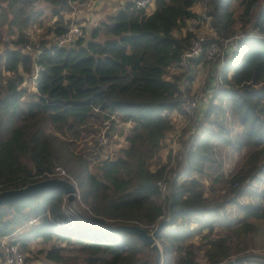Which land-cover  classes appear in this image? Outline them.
I'll use <instances>...</instances> for the list:
<instances>
[{
    "label": "trees",
    "instance_id": "16d2710c",
    "mask_svg": "<svg viewBox=\"0 0 264 264\" xmlns=\"http://www.w3.org/2000/svg\"><path fill=\"white\" fill-rule=\"evenodd\" d=\"M70 1L0 0V191L49 178L61 166L68 175L61 178L76 181L85 208L71 212L55 190L1 205L0 245L37 219L14 238L23 253H30L33 241L50 243L47 264H156L151 247L108 230L133 225L150 234L160 225V264H202L196 251H203L204 264L227 263L241 251L232 249L228 238L212 239L216 225L254 232L247 220L264 222V187L254 184L264 183V38L248 35L235 51L225 50L224 62L216 59L217 83L201 119H194L202 128L180 155L182 169L170 178L166 163L153 168L152 161L173 129L170 114L180 112L185 92L181 74L166 77L191 39L174 31L196 16L192 7L202 3L219 35L252 32L264 26V0H155L149 14L129 1L86 38L62 47L54 37L66 29ZM30 28L43 29L38 39ZM199 61L203 57L191 62ZM34 65L41 70L31 89L25 83L31 82ZM110 115L132 122L127 145L91 170L92 157L99 154L76 151L75 139L91 124L101 129ZM215 142L247 153L231 178L235 194L211 202L198 178L206 168H220ZM244 194L255 202L239 203L236 198ZM228 205H238L242 217L235 221L228 212L225 217ZM199 235L204 245L191 242Z\"/></svg>",
    "mask_w": 264,
    "mask_h": 264
},
{
    "label": "rangeland",
    "instance_id": "374dc122",
    "mask_svg": "<svg viewBox=\"0 0 264 264\" xmlns=\"http://www.w3.org/2000/svg\"><path fill=\"white\" fill-rule=\"evenodd\" d=\"M110 1H114V0H110ZM115 1L114 2L117 8L116 10H119L123 6V4H121L120 0H115ZM91 4H93L92 7H87V6L84 7L85 13H87L88 11H92L97 3L91 0ZM261 5L262 4L259 3V5L256 6L255 10L259 8ZM105 6L106 5L103 4L100 11L102 20L105 19L106 16L116 13L115 12L116 10L110 11L112 8L111 6H106L108 10L106 9ZM99 22H96V24H98ZM89 23L90 22L84 24L86 28V33H88L90 29L88 27H91L92 25L95 24V23H90V24ZM42 31H43L42 28L41 30L37 28V29H31L30 33L33 36V38L38 39V36ZM174 32L177 34L180 33V30H175ZM1 48L2 45H0V51ZM218 68H219L218 64H214V62H210L208 64L204 63L199 66H195L190 72L170 70L166 75V77L169 78L170 76H173V74L175 75H177L178 73L181 74L182 76L179 77L181 82V87L185 91L183 94V99L193 98L199 95L202 96L204 94V98L205 97L207 98V104H208V102L210 101L209 97L211 98V92L213 95V91H209L206 93L205 91L209 89H213L212 85H216L217 80L215 79V77L218 73ZM187 76L191 78L187 79ZM25 86L33 89L31 82L29 84L26 82ZM204 102L205 101L203 100L202 104ZM202 112L203 110L200 113L199 111H197L196 116H199V119H201L202 117L203 114ZM173 113H174V116L172 117L174 123L173 129L169 131V133L167 134L168 139L166 143H165V139L162 141V147L160 149V152L158 153L157 157L152 161L153 168H157L163 163H166L168 167L166 168L167 174L169 175L170 178L174 177L176 175V172L182 169V166H180V155H183L192 134L200 133L202 128L201 125L199 124L197 125V123L200 120L196 121L194 120V118L187 119L181 116V120L179 121L177 117L178 112L175 111ZM228 118L231 117L228 116ZM97 125H98L97 123H94L88 126L89 128L88 130L82 129L80 131L79 136L75 139L76 141L75 145L77 146L75 149L76 151L80 149L81 152L85 154L86 150H88L99 154L98 158L92 157L90 164L91 170H95L99 159H104V158L115 159L117 156L121 154V149L127 145L125 138L127 133H129L130 127L132 126V122L126 123V131L120 128L112 129L113 131L109 132L110 134L107 137V142L105 144L99 143L98 132L100 129L99 126ZM84 145L86 146L94 145V146L89 147L87 149L85 148L81 149ZM213 148L215 149L214 158L218 162H220V168L218 169L219 175L218 177L215 178V176H217L216 172L218 171L214 172L213 168H206L205 174L202 177L198 178L202 182L205 189V194L209 196L211 202H214L215 200L219 201L222 198L224 199L226 196L225 194H227L228 192L231 194H235V192L233 193L231 191L232 188L235 186L232 185L231 178L244 165L243 164L244 155L247 153L246 150H243L241 152H235L229 146H226L225 144H219L217 142L214 143ZM254 184H257L258 188L264 187V183L262 184V181L255 182ZM231 194H228L226 198H231L229 197L231 196ZM236 199L241 204L255 202L245 194L238 196ZM63 202H64V206L67 209L71 210V212L73 213H80L82 209L85 208L83 204L80 202L78 194H76V198L73 202L71 203L68 202L67 197ZM227 212L229 218H232L235 221L242 217V210H240L238 205L236 206L228 205L225 210V217H227ZM247 221L254 226V230H253L254 232L242 231L240 230V228H234L229 232L222 228L217 227L218 225H216L213 235H211L212 239H216L218 237L226 238V239L228 238V243H229L228 245H230L232 249H239L241 251L237 255L232 254L229 257L230 260L235 259L237 257L250 256V255L260 256L264 258V222L263 221L256 222L252 219ZM21 231L22 229L17 230L15 231L14 234L17 236L19 233H21ZM203 233L205 235L207 234V231L204 230ZM191 242L195 245H204V243H206L205 240L202 242L200 235L196 236ZM50 246H51L50 243L49 244L45 243L42 240L33 241L32 243H30L29 245L30 253L22 252L25 257V261H26L25 264H47L46 260L44 259L45 257L44 254L45 251L49 249ZM196 258L200 263L202 264L205 263L204 260L205 258L203 257V251L201 252L196 251ZM255 260L257 261V259ZM262 263L264 262L262 261ZM240 264H243V262H241Z\"/></svg>",
    "mask_w": 264,
    "mask_h": 264
},
{
    "label": "built area",
    "instance_id": "2783aa9c",
    "mask_svg": "<svg viewBox=\"0 0 264 264\" xmlns=\"http://www.w3.org/2000/svg\"><path fill=\"white\" fill-rule=\"evenodd\" d=\"M155 0H134L135 7L137 9H142L145 12L150 9ZM71 10L66 15V21L68 22L66 29L60 34L54 37V42L58 46H70L73 45L79 38H86L87 33L83 26L78 22L80 16V0H72ZM200 7L196 16H192L186 19L180 29V34L178 36H184L185 34H190V44L189 47L180 56L179 64L177 67L171 68V70L186 71L190 72L195 66H199L204 63L216 62L218 56H220L221 62H224V53L228 48L235 51L237 49V44L243 38L248 35L258 36L264 38V26L262 28H256L252 32L250 30L246 32H239L232 36H221L219 35L210 25L209 16L206 14V5L197 4ZM206 27H205V26ZM30 46L26 50H30ZM203 57L204 61H199L195 65L192 64V59H198ZM217 63V62H216ZM34 73L31 76V83L34 87L36 85V79L38 77V72L41 70L39 65H34ZM219 66V65H218ZM212 91V89L206 90V92ZM212 95V92H211ZM210 98V97H209ZM205 101L202 104L203 100ZM207 104V98L202 96H195L193 98L181 99L179 108L180 114L187 119L196 118L197 111L199 113L205 109ZM129 122V121H128ZM126 123L122 122L117 116L110 115L109 118L103 119L102 127L98 134L99 143L105 144L107 142V134L111 132V125L114 128H120L126 131ZM178 135V134H177ZM49 177L52 176H68L66 171L61 166H55L53 172L47 174ZM77 187L75 180H70ZM162 192L165 191V185L159 183ZM78 188V187H77ZM79 195V191L77 193ZM65 197V196H64ZM66 198V197H65ZM64 198V200H65ZM38 223L37 219H29L22 231L26 230L30 226ZM155 229V227L150 230V234ZM21 231V232H22ZM15 234L4 238L1 242L2 255L0 257V264H25V257L20 249L19 244L14 238Z\"/></svg>",
    "mask_w": 264,
    "mask_h": 264
},
{
    "label": "water",
    "instance_id": "95a60500",
    "mask_svg": "<svg viewBox=\"0 0 264 264\" xmlns=\"http://www.w3.org/2000/svg\"><path fill=\"white\" fill-rule=\"evenodd\" d=\"M55 190L62 193L67 197L68 202H73L78 193V188L71 181L61 178V177H49L42 180L29 183L23 187L8 189L0 191V206L4 204H12L18 201L24 200L26 198L33 197L35 195L43 194L47 191ZM160 225L158 228L151 234L147 233L144 229L133 226V225H118L110 228L108 231H122L127 235L136 237L143 244L151 247L153 251L157 253L156 264H160L161 251L158 243L156 242V234L159 231ZM262 259L260 256H242L237 257L228 261L225 264H237L239 262L246 261L248 259Z\"/></svg>",
    "mask_w": 264,
    "mask_h": 264
},
{
    "label": "crops",
    "instance_id": "0c3cea01",
    "mask_svg": "<svg viewBox=\"0 0 264 264\" xmlns=\"http://www.w3.org/2000/svg\"><path fill=\"white\" fill-rule=\"evenodd\" d=\"M94 2H96L97 4H96V6H95V8L92 10V11H88L87 13H85V9H84V7L85 6H87V7H92L93 6V4H91V0H85L84 2H81V4H80V11H79V14H80V16H79V18H78V22H79V24L81 25V26H83L84 28H85V26H84V24L86 23H88V22H90V23H95L96 24V22H99V21H101L102 19H101V15H100V11H101V7H102V5L103 4H105L106 6H111L112 8H111V10L110 11H115L117 8H116V5H115V2L114 1H110V0H107V1H105V0H93ZM121 1V4H123V6L121 7V8H123L125 5H126V3L127 2H129V1H134V0H120ZM105 6V7H106ZM120 8V9H121ZM106 9L108 10V8L106 7ZM154 9H155V1H154V3L152 4V6L150 7V9L148 10V11H146V13H152L153 11H154ZM192 10L195 12V13H198L199 12V10H200V7H199V5H194L193 7H192ZM116 11H118V10H116ZM115 11V12H116ZM96 12V13H95ZM112 14V13H111ZM66 15H67V13L65 14V20H66ZM107 17V16H106ZM97 18V19H96ZM89 23V24H90ZM95 24L94 25H92L91 27H88V28H92L93 26H95ZM89 29V30H90ZM85 30H86V28H85ZM175 112V111H174ZM180 113L178 112V114H177V117H178V120L180 121L181 120V116L182 115H179ZM174 116V113L172 112L171 114H170V117L172 118ZM183 117V116H182ZM173 120V119H172ZM169 133V132H168ZM167 133V134H168ZM166 138H164L165 139V143H166V141H167V139H168V135H166L165 136ZM160 152V151H159ZM4 240V239H3ZM3 240H1V242H3ZM251 256V255H250ZM262 259H257V261L255 260V259H248V260H246V261H243V264H264V263H262ZM264 262V261H263ZM239 263H241V262H239ZM238 264V263H237Z\"/></svg>",
    "mask_w": 264,
    "mask_h": 264
}]
</instances>
